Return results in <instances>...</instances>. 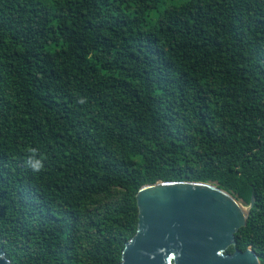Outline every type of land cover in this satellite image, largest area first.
I'll list each match as a JSON object with an SVG mask.
<instances>
[{
	"label": "trees",
	"instance_id": "1",
	"mask_svg": "<svg viewBox=\"0 0 264 264\" xmlns=\"http://www.w3.org/2000/svg\"><path fill=\"white\" fill-rule=\"evenodd\" d=\"M165 1L0 0L10 264H119L158 180L253 199L235 247L264 264V0Z\"/></svg>",
	"mask_w": 264,
	"mask_h": 264
},
{
	"label": "water",
	"instance_id": "2",
	"mask_svg": "<svg viewBox=\"0 0 264 264\" xmlns=\"http://www.w3.org/2000/svg\"><path fill=\"white\" fill-rule=\"evenodd\" d=\"M136 206V232L119 264H259L250 247L240 251L234 240L253 199L243 207L211 183L158 180L138 189ZM0 264H10L1 249Z\"/></svg>",
	"mask_w": 264,
	"mask_h": 264
},
{
	"label": "rangeland",
	"instance_id": "3",
	"mask_svg": "<svg viewBox=\"0 0 264 264\" xmlns=\"http://www.w3.org/2000/svg\"><path fill=\"white\" fill-rule=\"evenodd\" d=\"M42 1H51V0H42ZM168 2V0H166ZM165 1V3H166ZM155 20L156 19V13L155 12H151L149 17H148V20ZM243 207H245L244 205H242Z\"/></svg>",
	"mask_w": 264,
	"mask_h": 264
}]
</instances>
